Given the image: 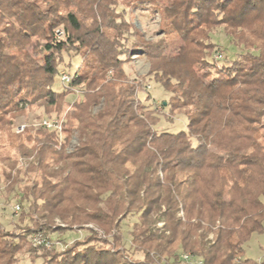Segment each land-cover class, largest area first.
Masks as SVG:
<instances>
[{
    "label": "trees",
    "instance_id": "obj_1",
    "mask_svg": "<svg viewBox=\"0 0 264 264\" xmlns=\"http://www.w3.org/2000/svg\"><path fill=\"white\" fill-rule=\"evenodd\" d=\"M151 4L162 32L132 48L147 55L144 79L169 93L161 104L187 117L186 130L159 129L157 107L130 82L125 40L140 34L119 0H0V188L7 202L17 200L21 219L44 221L33 232L60 219L120 240L122 220L136 216L132 244L146 260L135 264H176L180 252L203 264H264L245 247L264 232V0ZM220 29L234 53L214 40ZM72 51L80 58L74 72ZM76 87L82 99L69 101ZM34 105L46 114L66 109L62 130L34 123L10 132ZM1 226L0 264H16L22 239ZM93 239L36 258L130 264Z\"/></svg>",
    "mask_w": 264,
    "mask_h": 264
},
{
    "label": "rangeland",
    "instance_id": "obj_2",
    "mask_svg": "<svg viewBox=\"0 0 264 264\" xmlns=\"http://www.w3.org/2000/svg\"><path fill=\"white\" fill-rule=\"evenodd\" d=\"M153 1L154 0H143L142 3H138L137 0H119L118 10L122 13L125 12L127 20L132 23L134 29L140 34L137 38L132 35L128 40H125L126 47L124 50H127V53L122 55V58L125 61L123 65L130 82L137 81L139 83L138 94H140L141 97L148 94L151 98L150 102L157 107L158 112L161 114V121L157 124L158 128L170 132H177L187 129V117L184 114L175 115L163 108L161 103L167 102L170 97L169 93L160 84L151 81V79L150 81L144 79L150 70L149 59L143 51L139 49L133 50L132 48L134 40H137L138 42L141 38L144 40H153L158 38L162 32L161 16L154 10V6L151 4ZM214 40L225 48V54L235 52V48L231 46V43L226 39L225 34L221 29L215 33ZM214 56V59L216 58L218 60L217 62L215 61L217 64L220 63L221 60H224L220 55ZM66 60H71V72H74L80 62L79 56H77L75 51H72L66 56ZM225 61L226 59L224 62ZM67 70H69V67L64 69L65 72H67ZM111 74L112 71H109L108 76ZM57 85L58 89L62 88V83L60 81L57 82ZM70 91H73L74 93L68 95L67 98L69 101H80L82 99L79 87H76L75 89L72 88ZM99 108L100 105L98 107L96 106L94 111H97ZM44 111V108L39 105L28 107L25 114H21L15 119L10 132L18 134L15 131L16 126L37 123L46 118L48 114H50L52 118H57L62 122L67 112L66 109L64 110L65 112L62 113L52 111L51 113L46 114ZM262 129L264 130V120ZM77 143V139L73 137L69 149L72 150ZM16 205H19L16 199L7 202L6 192L3 188H0V223L5 226V228H2L1 226V229L14 238L19 237L22 239L24 246L17 255L16 264H40L41 259L36 258L39 254H44L46 251L51 252V254H54L55 252H64L74 244H77L78 246L79 242L81 244L82 242H89L92 237L99 240V245L108 248L111 251L122 252L124 258L130 264L141 263L146 260L145 256L140 252L135 251L132 244L130 232L133 230L134 224L137 221V217L134 215H128L122 220V231L120 235L118 232L116 233L118 237L121 236V239L115 240L112 236L98 230L93 223H85L83 226H68L60 219H56L53 224H49L50 229L43 231H38L37 229V231L33 232L35 228V220H38L40 223H43L44 221L38 219L36 215L34 216V222L31 221L28 216L21 219V211H16ZM38 233H42L43 238L49 242L48 245H38L33 242V237ZM17 240L19 239L17 238ZM93 240L92 242L94 243L98 242V240ZM38 246H43L44 248L39 249ZM245 247L246 256L256 260L264 259V232L261 234H254L246 243ZM152 264L165 263L163 260H154Z\"/></svg>",
    "mask_w": 264,
    "mask_h": 264
},
{
    "label": "built area",
    "instance_id": "obj_3",
    "mask_svg": "<svg viewBox=\"0 0 264 264\" xmlns=\"http://www.w3.org/2000/svg\"><path fill=\"white\" fill-rule=\"evenodd\" d=\"M62 34L61 31L57 33L59 36ZM61 79L65 84H68L71 81V76L65 72H61ZM37 125L44 126L48 129H56L61 131L62 130V125L61 121L58 120L57 118H44L37 122ZM26 124H21L16 126L15 131L16 133L23 132L25 130ZM16 211L20 210V206L16 205L15 206ZM33 242L35 244H43V245H48V241L43 238L42 233H38L33 237ZM176 264H203V259L199 256L193 255L192 253L189 252H181L178 257V262Z\"/></svg>",
    "mask_w": 264,
    "mask_h": 264
}]
</instances>
